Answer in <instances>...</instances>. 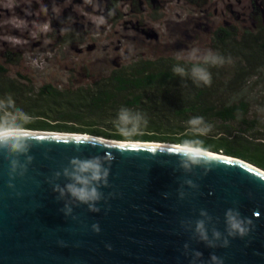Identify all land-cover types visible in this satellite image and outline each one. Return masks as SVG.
<instances>
[{"label":"water","instance_id":"95a60500","mask_svg":"<svg viewBox=\"0 0 264 264\" xmlns=\"http://www.w3.org/2000/svg\"><path fill=\"white\" fill-rule=\"evenodd\" d=\"M26 130L34 138L28 152L0 151V264H216L211 255L264 264V169L208 150L209 169L186 171L174 155L181 144ZM93 156L109 169L99 211L54 190L68 182L72 158ZM12 159L26 166L23 175L10 172ZM228 209L252 221L247 235L227 236ZM198 220L210 239L213 229L221 233L216 247L199 239Z\"/></svg>","mask_w":264,"mask_h":264},{"label":"trees","instance_id":"16d2710c","mask_svg":"<svg viewBox=\"0 0 264 264\" xmlns=\"http://www.w3.org/2000/svg\"><path fill=\"white\" fill-rule=\"evenodd\" d=\"M124 1L134 17L143 12L153 17L158 9L153 5L156 0ZM178 1L195 8L204 0ZM121 2L105 0L107 22L115 23L123 16ZM77 37L68 32L59 41L66 44ZM209 52L223 57L225 63L214 66L210 62L204 65L202 59L136 57L89 83L61 88L50 83L34 86L20 74L10 77L0 63V101L11 98L14 108L29 118L24 129L70 130L118 140L183 143L197 139L207 150L221 151L264 169V28L260 19L256 18L250 29L216 27L208 37ZM17 55L10 50L1 54L5 63H15ZM193 64L208 68L210 85L173 73L175 66L190 69ZM121 108L141 113L147 123L131 135L121 133L116 123ZM194 117H203L212 126L208 133L217 137L195 134L188 123Z\"/></svg>","mask_w":264,"mask_h":264},{"label":"rangeland","instance_id":"374dc122","mask_svg":"<svg viewBox=\"0 0 264 264\" xmlns=\"http://www.w3.org/2000/svg\"><path fill=\"white\" fill-rule=\"evenodd\" d=\"M104 3L0 0V63L8 76L23 75L34 86L80 85L136 57L185 59L193 49L206 54L208 37L219 26L250 29L259 18L264 28V0H204L195 8L178 0H156L153 5L158 9L153 17L144 12L132 16L122 0L119 8L123 16L115 23L107 22ZM68 32L77 34V39L61 44L60 37ZM5 50L18 54L15 63L3 61ZM205 136L217 137L215 133Z\"/></svg>","mask_w":264,"mask_h":264},{"label":"clouds","instance_id":"9594fccd","mask_svg":"<svg viewBox=\"0 0 264 264\" xmlns=\"http://www.w3.org/2000/svg\"><path fill=\"white\" fill-rule=\"evenodd\" d=\"M200 59L203 60L204 65L210 62L214 66H222L225 63L224 58L218 54L209 52L201 55L196 49H193L185 57L186 61ZM173 73L179 75L182 79L190 77L197 84H211V73L207 67L201 64H193L190 69L175 66L173 67ZM0 113H2L0 114V151H4L12 156H19L28 152L31 141L34 138L29 134L28 130L23 128V124L27 123L29 118L20 109L14 108V102L11 98H8L7 101H0ZM116 123L121 133L131 135L138 131L142 123L146 124L147 120L139 112L121 108ZM188 123L195 134L206 135L211 131L212 126L206 124L203 117H194ZM208 153V150L203 147L202 141L193 139L183 141L176 148L174 155L178 157L179 166L189 171L193 167H206L209 169L214 163V157L209 156ZM31 159L29 156L28 160L30 161ZM106 162V159L100 156L85 159L78 157L72 158L69 161V166L63 169V175L68 182L63 188L57 185L54 190L59 191L61 196L67 195L78 203L86 204L91 211H99L95 207V204L102 198L99 188L101 186H107L109 169L105 167ZM10 164L11 173H15L18 167L20 169V175H23V172L26 170V166L20 164L17 159H12ZM182 195L183 193H181ZM68 212H71L70 208ZM201 215L206 214L202 212ZM251 224L252 221L250 219L242 218L240 213L235 209H228L225 213V232L228 237H243L247 235ZM93 230L99 231L98 226L94 224ZM195 233L209 247H216L217 245L214 241L221 237V233L213 229L212 239H210L203 220L196 221ZM227 245L228 239H224L220 246L226 247ZM201 255L200 252L195 253L196 258L201 257ZM210 259L215 261L216 264H222V261L215 255H211Z\"/></svg>","mask_w":264,"mask_h":264},{"label":"bare ground","instance_id":"6f19581e","mask_svg":"<svg viewBox=\"0 0 264 264\" xmlns=\"http://www.w3.org/2000/svg\"><path fill=\"white\" fill-rule=\"evenodd\" d=\"M152 143H159V142H152ZM217 155H223V154H219V153H216Z\"/></svg>","mask_w":264,"mask_h":264}]
</instances>
